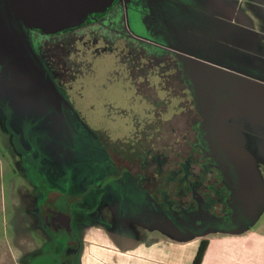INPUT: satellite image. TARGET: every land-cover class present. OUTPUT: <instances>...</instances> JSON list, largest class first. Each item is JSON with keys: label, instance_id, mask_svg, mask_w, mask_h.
Instances as JSON below:
<instances>
[{"label": "rangeland", "instance_id": "rangeland-1", "mask_svg": "<svg viewBox=\"0 0 264 264\" xmlns=\"http://www.w3.org/2000/svg\"><path fill=\"white\" fill-rule=\"evenodd\" d=\"M193 1L192 9L185 3H182L181 8L183 11L185 7L191 9L187 13L193 24L194 45L190 44L187 46L188 50H185L190 39L178 41V38L172 37L173 45L183 50L180 53L188 52L184 53L186 57L175 58L180 62L192 61L196 65L209 67L202 69L204 77L199 83L203 90H207L210 79L218 76L216 68L230 80L222 90L226 98L216 107L213 118L214 139L224 149L230 161L231 168L227 166V172L231 183L228 185H235L231 188L233 187L234 197L237 198L238 208L249 212L253 209L264 212V0ZM133 2L134 8L131 5L124 8L123 2L119 1L107 17L113 19L109 20L110 24L102 22L96 26V31H110L109 34L113 37L124 35L126 40H134L138 45L144 46V43L136 40L147 35H142L145 33L138 24H132L139 15L135 11L138 0ZM2 3L0 0V12ZM119 8L123 15H118L119 11H115ZM146 18L147 16L145 20ZM178 27L182 33L185 32L184 22ZM53 44L56 42H49L50 46ZM86 44L96 57L91 56ZM253 44L261 47L253 49ZM76 49L80 58H84L85 54L90 58L86 63L87 67L82 66L79 75L69 83V93L78 120L70 123L64 121V141L59 137L56 143L52 141L51 135L56 129L49 124L50 137L46 138L44 133L43 138L39 139V144L44 149V152L40 150L41 159L43 158L42 175L37 176L35 184L25 165V158L17 150L7 120L0 111V264H29L38 257V253H35L46 241L32 213L37 208L39 186L47 192L61 195L57 205L60 210L68 202L71 208L77 207L76 197L93 192L99 198L89 199L86 196L83 209L97 205L103 194V202H111L128 214L127 218H118L113 207H101L109 226L107 228L97 224L91 232L101 246L107 247L104 254L107 260L119 264H142L141 261L137 263L140 248L136 246L134 249H127L128 243L120 240L119 232H122L129 239L132 238L131 241L134 239L146 244L161 243V248L169 253L156 252L155 258L159 260V264H184L188 244L192 239L207 236L211 232L209 225H204L209 221L194 215V222L190 223V218L184 219L179 227L180 219H176V222L174 213L169 209L173 202L157 201L155 204L161 209L164 219L163 223L155 224L146 208L143 211L136 206L137 201L129 184L122 185L120 183L123 181L116 180H125V176H105L101 169L105 161V147L127 143L135 129H143L149 122L154 121V125H159L167 132L177 129V138L181 133L184 135L189 121L196 119L195 113L187 114V108L192 104L191 88L186 84H179L172 69L160 65L150 69L153 64L150 61L134 60L127 47L119 43L106 44L97 37L93 41H77ZM171 58L173 59V54ZM139 63L146 75L134 72L139 71ZM147 82L154 89L151 97L157 99V105L151 104L146 99L148 95L140 93L137 88L144 83L143 90L149 91ZM174 114L181 116H176L167 123L159 121H165ZM73 127L77 137L72 136ZM172 139L174 141V137ZM184 141L182 137L181 145H185ZM105 178L110 186H99ZM198 195L204 199L202 193ZM138 213L143 216L146 225H142L143 219L141 221ZM208 217L213 222L221 221L213 218L210 213ZM251 222L252 220H246L243 224L247 226ZM109 230L116 234H111ZM185 245L187 246L184 247ZM94 253L95 247L87 248V263L94 257ZM144 264L155 263L147 260Z\"/></svg>", "mask_w": 264, "mask_h": 264}, {"label": "flooded vegetation", "instance_id": "flooded-vegetation-1", "mask_svg": "<svg viewBox=\"0 0 264 264\" xmlns=\"http://www.w3.org/2000/svg\"><path fill=\"white\" fill-rule=\"evenodd\" d=\"M2 1L0 12V111L7 120L17 150L25 158V165L34 184L38 180L37 176L42 175L41 160L43 158L41 159L40 150L44 152V149L39 144V139L43 138L44 133H46V138L50 137L49 124L56 129L55 133H51L52 141L56 143L59 137L64 141L62 133L64 121L70 123L72 120H78L69 93V83L71 79L79 75L82 66L87 67L86 63L90 58L86 54L84 58H80L76 43L77 41L85 42V40L93 41L99 37L106 44L119 43L121 46L127 47L134 60L150 61L153 63L150 69L160 65L163 68L174 70L176 81L178 80L179 84H186L191 88L192 104L188 106L187 114L195 113L196 117L195 120L189 121L184 135L180 132V136L185 139V145H181L182 137L177 138V132H179L177 129L167 132L159 125H154L155 123L152 121L146 124L149 130L146 126L143 129H135L132 138L127 143L121 146L105 147L102 175L104 173L105 176L124 175L125 180L120 178L116 180L123 181L120 183L122 185L129 184L130 191H133L132 195L137 201L136 206H139L143 211L146 208L149 217L154 218L155 224L163 223L162 219H164L161 209L155 204L157 201L160 203L162 201L173 202L169 205V209L171 213H174L175 220L180 219L179 227L184 219L190 218V223L194 222V215L204 217L203 220L209 221L204 225L210 227L214 222L208 217L209 213L218 220L225 214L228 215L229 220H232L235 197L232 185H228L231 181L230 174L227 172V166L231 168V164L224 149L216 144L215 130L213 129L216 107L226 98L222 92L223 87L228 83L227 81H230L219 68H216L218 76L215 79H210L207 83V90H203V86L199 83L204 77L202 69L209 67L202 64L201 66L196 65L192 61L189 63L177 60L175 56L186 57L185 54L188 52L180 53L183 50L175 47L173 43L171 44L167 36L163 38L158 32L153 33L154 26L144 25L142 23L144 18L141 17L142 14L138 10L135 11L139 15L132 24H138L145 33L142 35H147L142 39H136L140 43H144V46L138 45L134 40L133 42L126 40L124 35L113 37L108 30H106L107 33L96 31V26L102 22L110 24L109 20L113 19L107 17L116 8L119 1L123 2L124 8L130 7V5L134 8V2L128 4L126 0H117L106 12L94 13L89 16L85 24L55 35H49L24 25L13 8L14 0ZM120 10L119 8L115 11H119L118 15L120 13L123 15V11L120 12ZM155 37L159 40H156ZM51 41L56 44L50 46L49 42ZM86 47L92 54L91 56L96 57L91 47H88L87 44ZM172 54L173 59L171 58ZM141 65L139 63L137 68H140ZM211 68L215 70L213 67ZM134 72L147 74L143 68ZM147 83L149 91L143 90V84L138 85L137 88L141 91L140 93L148 95L146 99H149L151 104L157 105L159 103H157V99L151 97L154 95V89H151L153 87L149 85V82ZM176 116L181 115L174 114L165 121H159L167 123ZM195 117L192 114V118ZM72 136L77 137L74 127ZM69 137L67 138L69 139ZM172 137H174V141ZM106 179L102 181L104 185L101 182L99 186H110ZM49 186L51 187V185ZM38 188L37 208L32 213L36 217L46 241L40 250L35 251V254L38 253V257L29 264H85L87 248L100 245L91 231L97 224L107 228L109 226L102 209L104 207L112 209L113 207L118 218L128 217V214H125L113 203L103 202L105 200L102 197L103 194L100 195V202L88 209L82 208L86 196L91 199L98 197V194L94 195L93 192H90L88 195L78 196L75 198L78 202L77 207L71 208L68 202L63 206L64 209L60 210L57 205L61 195L47 192L41 186ZM204 189H207L206 192L201 191ZM200 193L204 195V199L198 195ZM138 215L141 217L136 216L140 217L142 221L143 216L139 213ZM142 222V225H146L144 219ZM174 224L179 229L178 225ZM147 227L150 225L147 224ZM109 232L116 234L112 230ZM119 233L121 235H117L120 236V240L128 238L122 232Z\"/></svg>", "mask_w": 264, "mask_h": 264}, {"label": "crops", "instance_id": "crops-1", "mask_svg": "<svg viewBox=\"0 0 264 264\" xmlns=\"http://www.w3.org/2000/svg\"><path fill=\"white\" fill-rule=\"evenodd\" d=\"M126 1L128 4L133 2V0ZM193 2V0H146L145 2H139L138 0L137 10L140 12L143 10L141 12V17L144 18V22L142 21V23H144V25L149 24L151 27L154 26L152 32H158L163 38L167 36L171 44L174 42L172 37L178 38V41L179 39H190V42L188 41V44L186 43L184 47L185 50H188L187 46L190 44L194 45L192 32L193 24L190 22L189 14L187 13L188 10L193 8ZM182 3L191 6V9L185 7L183 11L181 8V5H183ZM221 7L224 6H220V8ZM145 16H147L146 20ZM183 22L186 25L184 33H182L183 31L178 27ZM257 46L258 48L261 47L256 44H253L252 47L256 49ZM175 47L179 48V46ZM234 176H236V174ZM232 186L235 187L233 183ZM238 205L235 196L232 220H229L228 215L225 214L220 219V222H214L212 226L208 228L211 232L208 233L207 236H200L197 239H192L188 244V255L184 264H193V260L202 241L208 242L202 264H264V212L261 210L255 211V209L249 212L242 208H238ZM246 220H252L251 224L244 226L243 222ZM127 239H122L123 243H128L126 245V247H128L127 249L131 250L136 246L140 248L138 249V253L140 252V259L137 260V263L141 261L142 264H144V262L148 260L155 264H159V260L155 258L156 252L161 251V253H169L168 250L161 248V243L159 242L146 244L137 240L131 241L129 238ZM186 246L187 245L184 247ZM94 247L95 253L94 257H91L92 262L89 260V263L85 262V264H119L107 260L104 255L107 247L101 246V244L95 245Z\"/></svg>", "mask_w": 264, "mask_h": 264}, {"label": "water", "instance_id": "water-1", "mask_svg": "<svg viewBox=\"0 0 264 264\" xmlns=\"http://www.w3.org/2000/svg\"><path fill=\"white\" fill-rule=\"evenodd\" d=\"M117 0H14L13 8L24 25L55 35L79 27L92 14L110 9Z\"/></svg>", "mask_w": 264, "mask_h": 264}, {"label": "trees", "instance_id": "trees-1", "mask_svg": "<svg viewBox=\"0 0 264 264\" xmlns=\"http://www.w3.org/2000/svg\"><path fill=\"white\" fill-rule=\"evenodd\" d=\"M207 247H208V242L202 241L199 248H198L197 254L193 260V264H202V261H203L204 255L206 253Z\"/></svg>", "mask_w": 264, "mask_h": 264}]
</instances>
